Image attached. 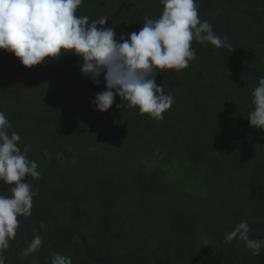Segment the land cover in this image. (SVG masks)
Returning a JSON list of instances; mask_svg holds the SVG:
<instances>
[{
	"label": "trees",
	"instance_id": "obj_1",
	"mask_svg": "<svg viewBox=\"0 0 264 264\" xmlns=\"http://www.w3.org/2000/svg\"><path fill=\"white\" fill-rule=\"evenodd\" d=\"M231 1L245 10L264 8V0ZM197 3L199 18L209 23L217 12L230 10L223 0ZM162 12L160 0H83L75 15L87 16L89 24L107 17L98 27H114L119 40L139 32L145 17L155 20ZM211 25L232 48L194 38L193 61L216 86L221 72L232 69L239 98L247 53L264 52V24L220 12ZM81 64V57L62 50L28 68L0 49V106L41 173L29 181L38 194L28 216L27 243L39 235L43 244L57 227L70 225L101 259L144 247L169 264H222L225 234L241 221L264 222V130L248 120L251 93L264 77V57L251 55L247 89L237 103L229 101V71L213 93L197 65L191 71L157 70L156 83L174 97L162 120L128 108L118 95L107 112L95 110L92 101L107 90L106 82L101 75L97 86L82 74ZM190 74L188 84L177 86ZM18 220L21 226L22 217ZM248 237L264 240L255 232ZM9 244L5 264H51L53 253L71 257L72 264H95L72 233L61 232L46 250L27 256L20 228ZM120 264L154 263L140 255ZM235 264H264V247L255 255L242 242Z\"/></svg>",
	"mask_w": 264,
	"mask_h": 264
},
{
	"label": "clouds",
	"instance_id": "obj_2",
	"mask_svg": "<svg viewBox=\"0 0 264 264\" xmlns=\"http://www.w3.org/2000/svg\"><path fill=\"white\" fill-rule=\"evenodd\" d=\"M163 12L158 19L145 17L139 32L127 38H116L114 27L105 26L107 17L89 24L87 16L77 17L76 10L83 0H0V49L14 53L21 63L32 68L45 63L46 58L72 52L82 58L81 72L97 86L101 75L105 91L95 95V110L107 112L118 95L127 101L128 108H138L141 115L162 120L174 97L164 94L163 86L156 83L157 70L186 69L197 58L192 48L193 39L216 48H232L228 37L216 35L209 21L199 18L197 0H160ZM250 126L264 130V77L252 91ZM125 107V104L117 105ZM20 135L0 112V182L11 187L0 191V264H5L3 250L10 247L20 228L18 217L32 214L31 181L39 179L38 163L29 159L26 149L18 147ZM45 156L48 155L45 150ZM45 225L41 222L40 227ZM249 223L241 221L225 234L226 242L239 238L255 255L264 247V240L248 237ZM42 239L35 235L24 250L27 256L39 250ZM210 244L205 240V245ZM51 264H72L71 257L53 253Z\"/></svg>",
	"mask_w": 264,
	"mask_h": 264
},
{
	"label": "water",
	"instance_id": "obj_3",
	"mask_svg": "<svg viewBox=\"0 0 264 264\" xmlns=\"http://www.w3.org/2000/svg\"><path fill=\"white\" fill-rule=\"evenodd\" d=\"M223 1L230 7V10H221V11L217 12L214 15L213 19L211 20L210 24L213 23V21L215 20V18L217 17V15L220 12L238 14V15L250 18V19L261 21L264 24V8L262 10H259V11L245 10V9L238 7L231 0H223ZM252 54H257V55H261L264 57V52L259 51V50H250L247 53L246 59H245L244 90H243L242 95L239 98H234V74H233L232 69L225 68L221 72L220 83L217 86L212 83L209 75L207 74V72L204 70V68L202 67V65L200 63H198L196 61L189 63V70L190 71L192 70V65H197L198 67H200L202 69V71L204 72V74H205V76L209 82L210 90L213 93H216L221 89L223 82H224V79H225L226 72L227 71L231 72L232 79H231L230 89H229V101L231 103H237L242 99V97L244 96L246 89H247L248 79H249V70H250V57ZM190 79H191V74H190V77L187 81L182 82V83L176 82V84H177V86H184V85L189 83ZM2 111H3L2 107L0 106V112H2ZM18 147H20L22 151L25 150V148L22 147L20 145V143H19ZM29 159L31 160L30 157H29ZM31 179H32L31 177H26L25 181L29 182V181H31ZM9 187H11V186L5 185L4 189H7ZM4 189H0V191H3ZM247 222L249 223V228H250V231L248 234L255 232V233L260 234L264 239V222L258 221V220H250ZM27 223H28V217H22V222H21V226H20V242H21L24 249L28 247V243L26 241ZM61 232H67V233L74 234L79 239L80 243L82 244V247L84 250V257H86L87 259H89L90 261H92L95 264H120V263H123V262L131 259V258H134L136 256H140V255H145V256L149 257L154 264H169L157 252H155L151 249H148V248H144V247H137V248H135V249L119 256V257L112 258V259L98 258L91 251L89 244H88V241H87L86 237L84 236V234L78 228H76L74 226H70V225H62V226L57 227L50 234L48 239L43 244H41L39 250L34 252V253H40V252H43L44 250H46L50 246V244L53 242V240L57 237V235L60 234ZM242 242L243 241H240L239 238H237L236 240H234L230 243L229 242L226 243L225 255H224L222 264H235Z\"/></svg>",
	"mask_w": 264,
	"mask_h": 264
}]
</instances>
